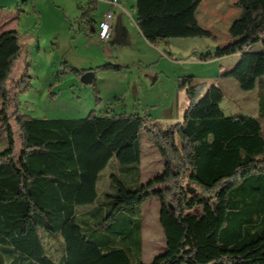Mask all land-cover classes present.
<instances>
[{
  "label": "trees",
  "instance_id": "1",
  "mask_svg": "<svg viewBox=\"0 0 264 264\" xmlns=\"http://www.w3.org/2000/svg\"><path fill=\"white\" fill-rule=\"evenodd\" d=\"M202 1L136 0V24L153 45L213 37L197 18ZM222 1L206 0L205 6L218 13ZM235 6L241 13L228 29L234 40L199 58L240 55L223 77L244 91L258 85V118L224 115L220 87L212 85L199 98L194 76L183 75L179 86L190 105L184 122L167 128L138 114L94 111L80 118L26 119L13 111L5 85L23 47L17 31L0 34V133L9 142L0 152V264H135L127 244L140 255L141 206L152 196L160 201L166 239V250L152 264H264V0H236ZM257 44L262 48L253 50ZM28 77L25 69L17 84ZM143 130L164 170L141 183ZM111 159L124 166L135 188L112 174L111 191L100 192V173ZM184 179L201 191L190 193ZM42 229L59 242L58 260L48 253Z\"/></svg>",
  "mask_w": 264,
  "mask_h": 264
},
{
  "label": "rangeland",
  "instance_id": "2",
  "mask_svg": "<svg viewBox=\"0 0 264 264\" xmlns=\"http://www.w3.org/2000/svg\"><path fill=\"white\" fill-rule=\"evenodd\" d=\"M126 1L130 0L120 1L112 21V38L104 44L95 25L109 6L105 0H0V34L17 31L23 47V56L16 61L5 84L13 111L17 110L26 119L80 118L87 117L91 111L97 115L138 114L147 118L151 125L159 123L162 128H167L184 122L190 99L186 90L179 86V77L191 75L198 84L199 98L212 85L223 90L221 108L224 115L258 118V85L254 90L244 91L234 78L220 75L232 66L236 57L208 61L199 58V55L213 53L217 47L234 40L228 29L241 13L235 6L236 0L217 3L219 12L214 14H211L213 7L205 6L206 0L198 6L197 18L213 37L167 38L157 45L149 43L141 34L135 21V7ZM228 11L230 14L226 17ZM121 24L125 28H121ZM261 48L262 44H257L253 50ZM25 69L29 77L18 85ZM87 71L95 72L94 82L82 81ZM4 99V94L0 93V111ZM260 122L264 134V119ZM16 140L19 149L18 134ZM141 141L142 183L164 170V160L151 142L148 131H142ZM8 146L6 133H0V152ZM123 172L124 166L111 159L100 173V192L110 189L112 174H122L124 181L135 188L128 174ZM183 184L190 193L201 191L187 179ZM103 198L102 195L96 206ZM89 207L78 206L77 209ZM160 208V201L153 196L141 206L140 255L135 245L127 244L135 264H152L155 257L166 250L159 220ZM40 233L45 232L42 229ZM43 237L48 253L58 260L59 242Z\"/></svg>",
  "mask_w": 264,
  "mask_h": 264
},
{
  "label": "crops",
  "instance_id": "3",
  "mask_svg": "<svg viewBox=\"0 0 264 264\" xmlns=\"http://www.w3.org/2000/svg\"><path fill=\"white\" fill-rule=\"evenodd\" d=\"M106 1V3H108L109 4V6H108V8H106V10L104 11V12H102V15L100 16V19L98 20V21H96V25H95V29H96V33H97V30H98V22L101 20V19H103V17H104V15L107 13V12H109V11H114L115 13H116V9L119 7V5H120V1L121 0H119V1H117V0H115V1H110V0H105ZM126 2H130L129 4H131L132 5V7H135V5H136V1L134 2V1H132V0H130V1H126ZM122 8L125 10V8L122 6ZM114 16H115V14H114ZM120 17H122V15L120 14L119 15ZM135 21H136V12H135ZM137 25V24H136ZM138 27V26H137ZM121 28H125V26H123V24H121ZM113 31V30H112ZM113 33V32H112ZM112 38V37H111ZM111 40V39H110ZM109 40V41H110ZM108 41V42H109ZM231 56H235L236 57V60H235V62H233V64H231L232 66H228L229 68H227L224 72H221V76H222V78H225V77H223V74L227 71V70H229L231 67H233V65L239 60V58H240V55L239 54H235V55H231ZM231 56H225V57H222L221 59L222 60H225V58H228V57H231ZM228 79V78H227ZM143 156V155H142ZM141 162H142V160H141ZM143 175V171H142V168H140V179H141V176ZM146 181V180H145ZM144 181V182H145Z\"/></svg>",
  "mask_w": 264,
  "mask_h": 264
},
{
  "label": "built area",
  "instance_id": "4",
  "mask_svg": "<svg viewBox=\"0 0 264 264\" xmlns=\"http://www.w3.org/2000/svg\"><path fill=\"white\" fill-rule=\"evenodd\" d=\"M114 14V11H109L104 15L103 19L98 22L97 34L100 41L104 44H106L112 37V21Z\"/></svg>",
  "mask_w": 264,
  "mask_h": 264
},
{
  "label": "water",
  "instance_id": "5",
  "mask_svg": "<svg viewBox=\"0 0 264 264\" xmlns=\"http://www.w3.org/2000/svg\"><path fill=\"white\" fill-rule=\"evenodd\" d=\"M95 77V72L94 71H87L83 74L82 76V81L84 83H90L93 78Z\"/></svg>",
  "mask_w": 264,
  "mask_h": 264
}]
</instances>
